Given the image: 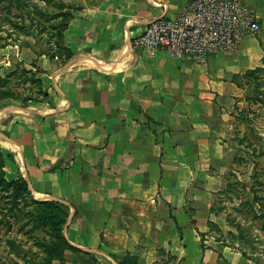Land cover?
Segmentation results:
<instances>
[{
    "label": "crops",
    "instance_id": "0c3cea01",
    "mask_svg": "<svg viewBox=\"0 0 264 264\" xmlns=\"http://www.w3.org/2000/svg\"><path fill=\"white\" fill-rule=\"evenodd\" d=\"M60 1L71 12L60 55L32 61L48 98L31 109L0 104L6 173L35 201L68 211L71 248L51 264H119L160 249L221 264L232 253L215 241L210 210L239 154L238 79L263 58L264 0H242L261 30L204 64L131 45L192 0ZM229 260L252 264L239 253Z\"/></svg>",
    "mask_w": 264,
    "mask_h": 264
},
{
    "label": "rangeland",
    "instance_id": "374dc122",
    "mask_svg": "<svg viewBox=\"0 0 264 264\" xmlns=\"http://www.w3.org/2000/svg\"><path fill=\"white\" fill-rule=\"evenodd\" d=\"M24 2L20 6H29L25 12L28 11L30 17L39 23L27 18L23 23V28L28 30L26 35L20 31L23 24L17 17L19 6L13 4L10 12H7L3 9L7 3L0 1V104L31 109L48 98L45 86L32 68V61L36 54L59 52L56 42L60 44L64 24L71 12L69 8L60 7L52 0L49 3L30 0L29 5ZM259 68L261 71L253 78L247 79L243 75L238 79L242 90L237 110H251V125L244 124L239 112L237 114L233 110L237 119L233 120L232 141L239 150L237 158L240 161L233 162L226 174V184L216 194L209 218V227L215 241L226 247V252L239 253L252 264H264V231L260 221L252 219L247 205V202L253 203L254 194L264 204V183H259L264 182V155H259L261 152L264 154V104L249 98L264 100V54ZM4 172L7 180L13 179L5 169ZM228 180L234 184L231 190L226 189ZM5 201L0 199V264H51L52 256L59 257L61 252L53 253L41 248V245L45 238H49L44 232L49 228L48 221L54 211L41 205L39 212L41 218L45 222L47 220L48 227L45 225L33 231L35 222L29 219V213L39 212L29 196L25 195L16 211H13L11 203ZM258 208L254 204L256 214H260ZM14 212L16 218L12 217ZM218 244L212 242L211 246L217 249ZM232 254L228 255V259L221 254V264H229ZM161 260H169V264H188L187 260L177 259L162 249L153 252L148 258L138 259L140 264H161Z\"/></svg>",
    "mask_w": 264,
    "mask_h": 264
},
{
    "label": "built area",
    "instance_id": "2783aa9c",
    "mask_svg": "<svg viewBox=\"0 0 264 264\" xmlns=\"http://www.w3.org/2000/svg\"><path fill=\"white\" fill-rule=\"evenodd\" d=\"M260 30L255 13L242 0H192L175 18L151 21L131 45L151 56L163 51L204 64L213 55L233 53L244 37Z\"/></svg>",
    "mask_w": 264,
    "mask_h": 264
},
{
    "label": "trees",
    "instance_id": "16d2710c",
    "mask_svg": "<svg viewBox=\"0 0 264 264\" xmlns=\"http://www.w3.org/2000/svg\"><path fill=\"white\" fill-rule=\"evenodd\" d=\"M0 1H5L7 3L6 7H3V9L7 12H10L11 7L13 4H15L17 7L19 6L20 11L19 14H17V17L20 18V20H22V24L24 23V21L29 18V20L32 22H35L36 24L37 21L35 20V18L30 17L29 12H25V9L29 6H27L26 8H23L22 6H20V3H23L25 0H0ZM44 3H49V1L51 0H40ZM55 1L57 4L65 8H69L66 7L65 4H63L60 0H52ZM26 5H29L30 0H27V2H24ZM34 7H36L37 5H33ZM25 17V18H24ZM71 18V14H69L67 16V20L64 24V28L67 24V22L69 21V19ZM21 24V25H22ZM24 24L21 26V34L22 35H26L28 34L27 31L25 30L26 28H23ZM23 28V29H22ZM59 52L56 54H47V55H60V50H61V46L58 42H56ZM37 55V54H36ZM41 55H45L42 53H39L37 56H41ZM261 71V68H255L253 70H249L247 71L244 75L246 76L247 79L249 78H253V76L257 73H259ZM252 101L256 102V103H263L264 104V100H262L261 98H249ZM255 104V103H254ZM252 114L251 110L247 109V110H242L239 111L240 115V119L244 122V124H246L247 126L251 125V120L249 119V115ZM260 156L264 155L263 152H261L259 154ZM8 158V154L5 153L1 148H0V199H6L5 203H11L12 204V209L13 211H16L17 207L19 206V202L23 201L25 198V195L29 196V198L31 199V203L33 205H36V210L37 212H39V209L41 207V205L46 206V207H50L51 210L54 211V213L51 215L48 224H49V228H47V230L44 232L45 236H48V240H43L42 243L43 245H41V248L43 249H47V250H51L53 253H58L61 252L59 257H56L55 255L52 256V258L50 259V261H54V260H62L63 258V253L65 252V250L70 249L71 247L69 246V244L67 243L66 239L63 236L62 230H63V226L66 223L67 217H68V211L67 209L57 203V202H52V201H45V202H38L35 201L34 199L31 198L30 193L27 189V184L24 181L23 178L21 177H17L16 179H12V180H7L5 177V172H4V168H5V160ZM236 161H240V159L236 158L234 160V162ZM263 174H264V170H263ZM260 184H263L264 182H259ZM264 185V184H263ZM234 184L230 183V181L228 180V184L226 189L231 190L233 188ZM262 200L259 198V196H256V194H254V198H253V203H249L247 202L249 205V208L251 210V214H252V219H257L260 221V226L262 227V230L264 231V204H262L261 202ZM254 204L258 205V211L260 214H256L257 212L254 210ZM12 217L16 218L15 212L12 215ZM42 214L41 212L39 213H35V211H32L29 213V219L35 222V225L33 226V231H38V229L40 227H43L46 225L47 226V220L45 222V220H43ZM39 245V244H38ZM164 256V255H162ZM167 261H163L161 260V264H169ZM171 261V260H170ZM119 264H140L137 257L131 254H126L122 257V259L119 261Z\"/></svg>",
    "mask_w": 264,
    "mask_h": 264
}]
</instances>
